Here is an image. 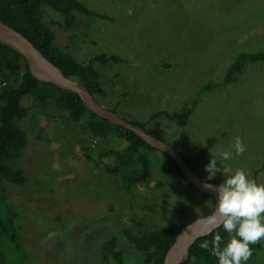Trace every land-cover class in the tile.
Returning a JSON list of instances; mask_svg holds the SVG:
<instances>
[{
    "label": "rangeland",
    "instance_id": "1",
    "mask_svg": "<svg viewBox=\"0 0 264 264\" xmlns=\"http://www.w3.org/2000/svg\"><path fill=\"white\" fill-rule=\"evenodd\" d=\"M97 19L72 13L71 27L55 12L42 8L41 20L52 34V46L86 64L97 55L117 63H94L104 98L95 102L126 120L161 133L174 150L193 160L196 176L207 181L205 166L244 170L264 184V62L245 64L234 83L197 93L205 84L222 81L238 53L264 51V0H77ZM131 9V14H129ZM197 99L195 106L192 101ZM184 126L169 116L148 121L155 112L186 113ZM26 145L16 166L26 178L23 187L4 184L22 235L26 264H96L102 242L114 237L125 264H141L142 255L118 236L151 227L183 224L199 217L213 200L185 185L174 191L163 157L143 151L150 180L129 191L118 177L107 175L95 160L104 149L120 151L123 140L98 138L72 124L65 112L47 109L29 131L28 115L19 123ZM246 146L235 155L234 139ZM221 151L232 158L223 161ZM223 172L214 179L219 185ZM135 223H138L137 225ZM247 264H264V250Z\"/></svg>",
    "mask_w": 264,
    "mask_h": 264
},
{
    "label": "trees",
    "instance_id": "2",
    "mask_svg": "<svg viewBox=\"0 0 264 264\" xmlns=\"http://www.w3.org/2000/svg\"><path fill=\"white\" fill-rule=\"evenodd\" d=\"M42 8L58 14L65 27H71L73 24L74 12L97 19H103V16L88 10L77 0H0L1 23L21 34L46 60L58 68L64 77L82 84L94 101L97 98H104V91L98 81V72L93 64L117 63L119 59L115 56L97 55L90 58L86 64H78L71 56L62 54L52 46V34L41 20ZM262 62H264V51L238 53L227 66L220 83L202 85L197 93L210 92L218 86L234 83L245 64ZM196 101V98L192 101V107L195 106ZM50 108L65 112L72 124L94 137L105 139L113 136L125 142V147L120 151L104 149L96 154L95 160L89 156L85 157L87 161H92L95 165L99 164L107 175L118 177L119 187L122 190L129 191L136 185L147 184L150 180L149 162L143 151H155L154 149L132 132L111 125L89 112L76 94L63 91L51 84L37 82L29 74L24 60L16 52L0 44V264H26L21 230L16 223L13 207L6 200L4 189L5 183L18 187H23L27 183L22 171L16 166L21 151L26 145V133L21 130L19 123L28 115L31 132L36 117L43 116ZM109 111L115 114L114 110ZM191 111L192 108L186 113L170 115L166 112H155L148 117V121L165 115L181 127L187 122ZM127 122L140 127L155 139L164 141L161 133L146 129L143 123ZM213 142V139H207L205 146L193 160L175 151L185 160L189 169L195 172L197 158L204 154ZM160 154L173 179L176 195L182 197L185 185L191 187L190 184L174 161L168 155ZM207 182L214 183L212 180ZM199 211V217L206 216L211 213V208L204 205ZM187 223L155 226L137 234H132L126 228H120L118 236L142 255L141 264H162L165 252L173 243L175 235ZM217 234L222 238L221 248L226 246L229 236L223 227L219 226L209 235L197 238L192 243L188 249L187 259L182 264H218V258L211 255V242ZM204 241L209 242L208 249L200 247ZM251 248L252 255L256 251L264 250V240L251 245ZM96 264H125L123 253L117 247L114 237L102 242Z\"/></svg>",
    "mask_w": 264,
    "mask_h": 264
},
{
    "label": "water",
    "instance_id": "3",
    "mask_svg": "<svg viewBox=\"0 0 264 264\" xmlns=\"http://www.w3.org/2000/svg\"><path fill=\"white\" fill-rule=\"evenodd\" d=\"M0 44L16 52L26 63L29 74L40 83H47L63 91L74 93L82 105L95 116L109 124L132 132L150 148L168 155L179 168L190 186L199 193L210 196L213 200L211 213L200 216L184 225L175 235L173 243L165 252L162 264H182L188 256V249L200 237L209 235L219 226L212 228L208 218L215 212L217 193L204 187L205 183L218 186L215 183L200 180L195 172L189 169L185 160L165 141H160L146 134L140 127L130 124L109 110L100 107L88 93L85 87L62 75L61 71L46 60L40 52L21 34L0 22Z\"/></svg>",
    "mask_w": 264,
    "mask_h": 264
},
{
    "label": "clouds",
    "instance_id": "4",
    "mask_svg": "<svg viewBox=\"0 0 264 264\" xmlns=\"http://www.w3.org/2000/svg\"><path fill=\"white\" fill-rule=\"evenodd\" d=\"M131 14V9L128 10ZM235 155H242L246 146L241 138L234 139ZM219 157L223 161L230 160L233 153L221 151ZM207 179H214L218 172H223L224 181L218 186L205 183L204 187L217 193L215 212L208 218V224L215 228L222 226L229 239L221 248L222 238L216 235L212 240L211 255L218 258V264H247L252 256L251 245L264 240V184H258L242 169L217 167V159H212L205 166ZM208 249L209 242L200 244Z\"/></svg>",
    "mask_w": 264,
    "mask_h": 264
}]
</instances>
